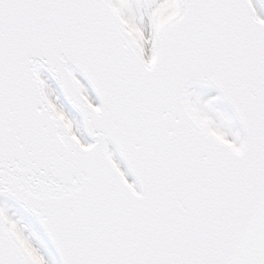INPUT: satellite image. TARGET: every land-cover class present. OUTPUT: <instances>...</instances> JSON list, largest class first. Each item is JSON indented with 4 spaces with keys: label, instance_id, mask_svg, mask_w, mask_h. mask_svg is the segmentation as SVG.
Listing matches in <instances>:
<instances>
[{
    "label": "snow or ice",
    "instance_id": "1",
    "mask_svg": "<svg viewBox=\"0 0 264 264\" xmlns=\"http://www.w3.org/2000/svg\"><path fill=\"white\" fill-rule=\"evenodd\" d=\"M0 264H264V0H0Z\"/></svg>",
    "mask_w": 264,
    "mask_h": 264
}]
</instances>
